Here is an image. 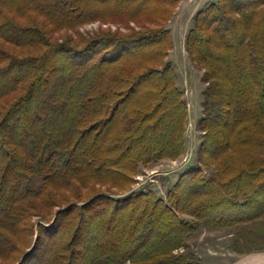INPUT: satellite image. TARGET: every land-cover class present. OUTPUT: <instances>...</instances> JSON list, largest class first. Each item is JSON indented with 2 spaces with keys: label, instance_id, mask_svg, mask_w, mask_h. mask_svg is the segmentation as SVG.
I'll list each match as a JSON object with an SVG mask.
<instances>
[{
  "label": "trees",
  "instance_id": "trees-1",
  "mask_svg": "<svg viewBox=\"0 0 264 264\" xmlns=\"http://www.w3.org/2000/svg\"><path fill=\"white\" fill-rule=\"evenodd\" d=\"M178 2L0 0V259L201 264L190 240L204 228L230 229L237 254L264 251V0L196 13L197 163L165 198L131 189L140 167L184 152L166 62ZM94 22L117 28L79 31Z\"/></svg>",
  "mask_w": 264,
  "mask_h": 264
},
{
  "label": "rangeland",
  "instance_id": "rangeland-1",
  "mask_svg": "<svg viewBox=\"0 0 264 264\" xmlns=\"http://www.w3.org/2000/svg\"><path fill=\"white\" fill-rule=\"evenodd\" d=\"M215 1L179 0L174 14L166 24L172 41V49L166 62L175 72L176 86L181 91L187 108L184 152L176 160L160 159L146 167H140L133 177L132 190L145 188V190H152L158 197L165 198L167 191L179 176L197 163L198 149L203 134L199 128V121L203 116L201 105L205 84L202 81V71L197 69L188 58L185 41L193 26V18L196 13ZM100 28H110L114 31L117 26L94 22L82 26L79 31L87 33ZM120 31L126 32L123 27H120ZM210 173H212V169L205 170L206 175ZM39 183V180H36L35 186H38ZM230 231V229H200L193 235L190 243L197 255L202 257L212 255L211 257L220 259V261L217 260V263L212 264H225L228 259L237 255L231 249L235 235L229 233ZM0 264H13V260L10 262L0 259Z\"/></svg>",
  "mask_w": 264,
  "mask_h": 264
},
{
  "label": "crops",
  "instance_id": "crops-1",
  "mask_svg": "<svg viewBox=\"0 0 264 264\" xmlns=\"http://www.w3.org/2000/svg\"><path fill=\"white\" fill-rule=\"evenodd\" d=\"M198 256L201 260V264H212L217 263V260L220 261V259L216 257H211L212 255H206L205 257L201 255ZM225 264H264V251L251 254H237L235 257L228 259Z\"/></svg>",
  "mask_w": 264,
  "mask_h": 264
}]
</instances>
